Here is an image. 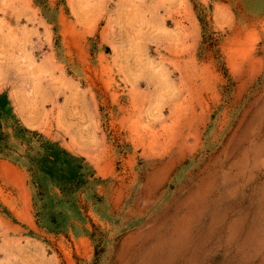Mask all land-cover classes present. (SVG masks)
<instances>
[{
  "label": "rangeland",
  "instance_id": "rangeland-1",
  "mask_svg": "<svg viewBox=\"0 0 264 264\" xmlns=\"http://www.w3.org/2000/svg\"><path fill=\"white\" fill-rule=\"evenodd\" d=\"M259 186L264 0H0V264H264Z\"/></svg>",
  "mask_w": 264,
  "mask_h": 264
},
{
  "label": "bare ground",
  "instance_id": "bare-ground-1",
  "mask_svg": "<svg viewBox=\"0 0 264 264\" xmlns=\"http://www.w3.org/2000/svg\"><path fill=\"white\" fill-rule=\"evenodd\" d=\"M241 177L244 179L243 180V188L242 189H245V188H248L247 186H249L250 184L252 185V183L257 179V174L254 172V171H252V172H250L248 175L246 174V173H243V175H242V173H241ZM260 188H258V190H253V191H255V192H253V194L252 195H244L243 197H241V198H243V199H249V208H247V210L245 211V213L244 214H242L238 219H237V222H236V226H234L233 228H232V230H233V232L234 233H237L239 230L241 231V229H245V225H248V232H249V234H250V241L252 242L253 240H255L257 237H258V233H259V220H257V218L258 217H264V186H262V189H261V186H259ZM242 191H244V190H242ZM233 196H234V192L233 191H231V193L229 192L227 195H226V197H224V202H227V201H231L232 200V202L234 201V200H236L237 198H233ZM233 198V199H232ZM238 201V200H237ZM225 204V203H224ZM259 204H262V208H261V210L260 211H257L256 209H257V206L259 205ZM236 205H241V203L240 202H238V203H233L232 205H230V206H226V213L225 214H223V218L225 219V218H228L229 216H231L232 214H233V212L234 211H231L232 210V207L233 206H236ZM259 209V208H258ZM250 218H253L252 220H250ZM244 222H245V224H244ZM244 224V225H243ZM184 239V238H183ZM187 244V243H186ZM244 244H248V242L246 241ZM168 248H169V246H168ZM223 248V249H222ZM214 249H217V250H220L221 249V252H222V250H224L222 253V255H221V263H224V264H226L227 263V261H231L232 259H229V258H227V256H225L224 254L225 253H227V251H226V249L224 248V246L223 245H221V248H214V246H210L209 245V247H208V251H209V253L211 254L213 251L212 250H214ZM174 250H175V247H174ZM146 254V253H145ZM163 254V253H162ZM161 254V255H162ZM165 254V253H164ZM168 255V254H167ZM166 255V256H167ZM198 255V254H197ZM159 256H156V259L158 258ZM152 258V257H151ZM154 258H155V256H154ZM191 258H192V256H191ZM194 258V257H193ZM142 259H143V257H142ZM153 259V258H152ZM173 259V258H172ZM235 259V261H236V258H234ZM159 261H161V262H164L165 264L167 263V262H169V259H167L166 257H164L163 255L160 257V259H159ZM170 261H171V259H170ZM173 261V260H172ZM192 262H194L195 260H191ZM207 261V260H206ZM144 263V262H143ZM142 263V264H143ZM150 263V262H149ZM220 263V262H219ZM147 264V263H146ZM155 264V263H154ZM175 264V263H174ZM190 264H191V262H190Z\"/></svg>",
  "mask_w": 264,
  "mask_h": 264
}]
</instances>
